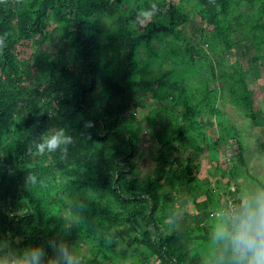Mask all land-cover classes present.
<instances>
[{"label": "trees", "instance_id": "16d2710c", "mask_svg": "<svg viewBox=\"0 0 264 264\" xmlns=\"http://www.w3.org/2000/svg\"><path fill=\"white\" fill-rule=\"evenodd\" d=\"M153 4L154 16L134 27ZM186 5L201 19L188 35L182 31L190 18ZM104 12L108 21L102 23ZM52 31L67 48L51 53L41 48ZM5 34L0 239L17 249L43 245L51 256L47 242L62 238L80 264H136L135 252L140 264H149V258L153 264H212L201 252L210 248L212 210L220 208L219 198L214 208L181 213L186 203L181 195L196 184L199 165L175 155L189 129L204 125L194 118L208 103V90L193 102L190 87L182 84L186 73L179 76L171 68L152 76L149 70L166 58L193 68L208 61L212 68L207 48L211 53L217 47L222 52L248 46L260 50L264 0H0V36ZM31 43L32 52L22 57V45ZM156 43L164 45L162 50ZM232 82L238 83L231 88L232 98L254 126L264 127L253 90L240 76ZM146 95L172 99L181 111L171 129H153L155 166L138 181L135 158L142 125L137 112ZM89 122L92 126L86 127ZM53 127L76 137L67 155L29 152L33 140ZM29 172L37 176L35 185L25 183ZM236 191L228 189L234 201L239 200ZM166 219L169 232L161 229ZM69 220L73 223L58 233L59 224Z\"/></svg>", "mask_w": 264, "mask_h": 264}, {"label": "rangeland", "instance_id": "374dc122", "mask_svg": "<svg viewBox=\"0 0 264 264\" xmlns=\"http://www.w3.org/2000/svg\"><path fill=\"white\" fill-rule=\"evenodd\" d=\"M186 8L190 11V18L183 25L184 35H188L191 29L201 22L190 6L186 5ZM154 14V10H150L149 16H140L133 26L144 25ZM105 21H108V16L104 12L101 22ZM207 27L210 28V26ZM60 42L59 35L52 31L47 40L42 43L41 48L50 53L55 52L59 47L67 48L66 45H62L63 42L59 45ZM155 46L162 50L164 45L156 43ZM34 47L33 44L22 45V57H28ZM215 49V52L211 53V50L207 48L212 68L208 61L193 68L179 65L170 58H166L160 67L152 65L149 70L152 76L158 70L171 68L173 70L175 68L179 76L186 73V82L183 81L182 84L190 87L193 102L202 100V95L208 90V98L205 100L208 103L199 107L194 118L196 122L204 121V125L199 126V124L197 128H190L187 138L177 145L175 151V155L182 159L189 158L199 165L196 184L190 191H183L181 195L186 203L180 212L190 215L196 208L216 207L213 201L216 197L226 204L228 189L237 190L236 195L239 198L245 190L262 187L261 184H264V127L254 126L246 110L231 95V88L238 86V83L232 82V78L240 76L253 90L254 109L264 112V44L260 46V50L252 46L235 48L228 52H222L218 47ZM142 56L145 57L144 54ZM144 103L137 112V118L142 125V134L138 141L139 153L135 158L137 165L135 176L138 181L148 178L155 166L154 156L158 142L152 134L153 129H160L164 125L167 129H171L176 119L180 121L181 111V105L172 99L157 101L150 95H146ZM167 122L170 123L169 126ZM207 188L213 191L212 195L206 191ZM64 199L72 211L71 198L65 195ZM67 217L69 218L68 215ZM167 221L168 219L161 224V229L169 232ZM72 223V220L60 223L57 232L61 233ZM122 248L126 252L129 250L125 246ZM137 253L135 252L132 258L136 264H140ZM201 254L206 262L213 259L211 248L203 249ZM152 259H148L149 264L154 263Z\"/></svg>", "mask_w": 264, "mask_h": 264}, {"label": "clouds", "instance_id": "9594fccd", "mask_svg": "<svg viewBox=\"0 0 264 264\" xmlns=\"http://www.w3.org/2000/svg\"><path fill=\"white\" fill-rule=\"evenodd\" d=\"M153 10L156 5H152ZM7 34L0 36V53L6 47ZM91 127V123L85 125ZM76 141L68 129L53 127L34 139L32 148L39 155L60 152L66 156L69 146ZM25 183L35 185L37 176L31 172ZM212 264H264V187L245 190L238 201L230 202L216 212L210 234ZM43 245L17 249L12 241L0 239V264H80L79 258L68 243L62 239H51Z\"/></svg>", "mask_w": 264, "mask_h": 264}, {"label": "built area", "instance_id": "2783aa9c", "mask_svg": "<svg viewBox=\"0 0 264 264\" xmlns=\"http://www.w3.org/2000/svg\"><path fill=\"white\" fill-rule=\"evenodd\" d=\"M223 202L222 201L220 202V208L219 209H221L223 207H226L227 204L230 203V202H234V199L231 196L228 195L227 198L225 199L226 204H223ZM221 204H223V206H221ZM216 212H217V210H213L212 214H214L216 216Z\"/></svg>", "mask_w": 264, "mask_h": 264}]
</instances>
